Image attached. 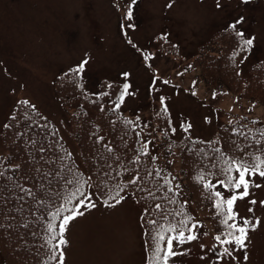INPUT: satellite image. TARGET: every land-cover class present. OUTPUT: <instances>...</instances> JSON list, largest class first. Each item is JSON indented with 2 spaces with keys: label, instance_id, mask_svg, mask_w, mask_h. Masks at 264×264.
<instances>
[{
  "label": "rangeland",
  "instance_id": "374dc122",
  "mask_svg": "<svg viewBox=\"0 0 264 264\" xmlns=\"http://www.w3.org/2000/svg\"><path fill=\"white\" fill-rule=\"evenodd\" d=\"M129 6L133 12L131 21L124 18ZM241 18L242 23L238 25L250 37H255L253 47L245 55L247 59L244 57L241 63V70L249 74L251 65L264 59V0L247 3L243 0H136L135 4L132 0H0V152L3 150L1 127L13 113L17 100L26 98L56 122L83 164L71 120V111L78 102L67 105L59 102L53 84L57 74L84 59L89 61L84 74L90 90H98L102 79L123 83L122 73L130 74V91L136 95L127 97L122 109L133 120L139 115V125L154 119L150 127H139L144 140H151L150 148L158 153L160 149L152 129L161 96L167 98L177 128L176 137L185 135L179 125L186 121L192 125L190 134L211 138L233 113L248 124L253 120L264 124L263 102H255L238 92L208 88L197 78L199 66L188 68L215 30ZM129 24L133 27H127ZM165 33L168 39L180 43L183 54L176 56L161 49L158 35ZM144 54L154 58L145 62ZM180 72L182 76L177 75ZM154 75L159 79L155 90L150 92ZM164 80L169 83L164 84ZM214 91L219 93L215 99ZM205 117L211 122L206 123ZM255 179L264 184L259 177ZM90 192L97 206L71 223L67 232L70 243L65 249L66 264L144 263L142 208L132 194L127 193L128 199L123 203L106 207L94 187ZM247 199H256L258 203L249 205ZM247 199L237 201L236 211L244 217H259L261 225L249 233L248 260L243 259V251H237L236 260L228 259L223 264H264V207L259 205L264 199V188L251 189ZM190 207L203 224L199 229L201 235L182 247L174 241V250H187V254L175 257L171 264H216L213 252L208 250L215 243L214 227L204 209L192 203ZM249 207L254 212L249 213ZM205 231L210 235L203 236ZM201 244L206 247L201 249ZM0 264H4L1 256Z\"/></svg>",
  "mask_w": 264,
  "mask_h": 264
},
{
  "label": "trees",
  "instance_id": "16d2710c",
  "mask_svg": "<svg viewBox=\"0 0 264 264\" xmlns=\"http://www.w3.org/2000/svg\"><path fill=\"white\" fill-rule=\"evenodd\" d=\"M227 27L214 32L207 41L206 47L195 56L194 63L200 65L201 78L210 87L239 92L250 100L264 103V60L254 63L250 74L246 75L242 72L240 61L249 51L241 52L236 57L235 63L230 61L229 57L238 45L234 39V32L226 31ZM237 30L242 31L238 25ZM245 38H249L246 33ZM162 48L169 52L179 51V47L171 41L164 42ZM75 67L77 66H72L69 69ZM69 69L56 77L54 92L58 100L65 105L75 101L79 102L71 113V119L74 124V136L79 144L87 170H83L76 161L56 123L29 100L19 99L14 112L8 116L1 129L4 150L0 153V171L5 173L4 177L0 178V256L3 263L42 264V261L48 257L47 247L42 246L46 235L44 227L48 213L54 211L55 207L62 202L58 193L65 191V179H72L73 174L80 179L91 176V184L102 199L105 198L107 192L105 185L111 188L117 183L123 184L131 180L128 178L129 176L139 174L143 179L135 186L129 184L127 192H136L134 197L143 207V212L145 208H149L151 210L149 215L160 219L159 214L154 210L155 203H161L168 213H173L180 210L182 202L187 201L183 205V211L194 216L189 203L206 210L207 217L218 233L220 229L216 219L213 218L211 205L203 199L202 187L193 180V176L198 170L202 168L207 170L206 166L209 161L202 155L197 156L194 151H187L188 148L193 147L204 148L211 155L208 146L206 144L193 145L185 139L186 134L181 138L173 137L170 130L169 138H165L163 132L168 129L167 119L156 117V126L161 129L158 144L162 158H158L155 163H152L149 157L141 156L139 164L133 163L134 157L138 155L134 150L138 146L136 134L131 131V126L125 128L119 121L113 126L112 121L116 120V116L107 110L111 107L108 102L119 91L118 86L121 82L103 79L100 81L99 90L93 92L87 88L86 78L82 73L84 93L94 94L105 90L111 93L94 104L92 100H95L96 97L83 94L76 87V78L68 74ZM237 72H240L241 75H236ZM108 83H113L114 88L107 89ZM25 100L30 102L29 106L19 103ZM100 104L105 105L104 112L99 110ZM31 105H34L35 108H32ZM120 111L122 118L131 119L122 109ZM231 120L237 127L240 125L252 128L264 127V124L252 125L242 122L239 117ZM228 122L221 124L215 135L209 139L191 134L190 136L201 141L214 140L219 136V143L214 144L215 147L222 148L230 155H239L235 144L245 146L248 141L243 136H233L231 131L233 125ZM49 130L55 131L56 135H51ZM136 131L140 132L139 128ZM241 131H247V128L241 129ZM93 132L96 133L95 136L90 135ZM97 136H103L104 141L97 144L95 142ZM141 139L144 140L142 134ZM169 139L172 142L174 154H169L166 151ZM33 140L37 143H31ZM105 143H109L113 148L112 153L105 149ZM41 146L45 149L43 153L39 151ZM61 148H63V152ZM64 152L71 153V155L65 156L62 160L60 157ZM150 153L157 156L151 150ZM169 159L172 160L171 164L167 163ZM174 160H179L177 166L174 164ZM16 165H19V169H15ZM156 168L167 169L177 177V181L174 183H180L182 186L180 195L175 197L178 201L177 204H169L164 200V190L159 188V185L162 184L161 178L147 175L149 170L154 171ZM8 177H12V179H8ZM21 188L30 189L31 194L22 191ZM137 189H144V191H137ZM148 190L155 193L154 198L147 197L145 199ZM172 218L171 215L168 216L169 220ZM144 238L146 239L145 236Z\"/></svg>",
  "mask_w": 264,
  "mask_h": 264
},
{
  "label": "snow or ice",
  "instance_id": "6c2138e0",
  "mask_svg": "<svg viewBox=\"0 0 264 264\" xmlns=\"http://www.w3.org/2000/svg\"><path fill=\"white\" fill-rule=\"evenodd\" d=\"M247 3L248 0H243ZM136 0H132V4H135ZM172 4L170 3L168 7L170 8ZM219 6V5H218ZM126 20L131 21L133 18L132 7L129 6L124 17ZM242 19L237 20L235 23L229 24L226 31L231 30L234 32V39L237 42V47L232 51L231 56L229 57L230 61L235 63L236 57L240 55L241 52H248L254 45L255 37L245 38V33L243 31L237 30V25L242 23ZM122 29L125 25H121ZM127 27H133L129 24ZM127 35V33H125ZM160 39L165 43H168V34H163ZM129 44H132V41H128ZM135 47V45H132ZM175 47V45H173ZM144 60L147 62L154 57L150 54H144ZM244 59H247L245 56ZM88 59H84L81 63L75 67L69 69V75L75 77V84L78 89L81 90L83 94L94 95L95 100H92V103L96 104L103 99V97L109 96L111 93L108 90L101 91L94 94L84 93V84L82 83V73L85 70V65L88 63ZM244 61L241 60L240 63ZM151 67V65H148ZM192 66L189 65L188 68ZM188 69H185L187 71ZM177 75H183L182 72L177 73ZM236 75H241L240 72H237ZM130 74L125 72L122 73L123 83H121L118 88L119 91L116 93L115 97L111 99L108 103L111 105L107 110L116 116V120L112 121L113 126L119 121L125 128L131 126V131L135 132L137 137V147L135 151L138 153L133 159V163L139 164L141 156L149 157L152 163H155L158 160V157L151 155L149 146L152 144L151 140H142L141 132L136 131L140 126V116L137 115L135 120L129 119L127 117L122 118L121 108L124 105L126 98L129 96H135L132 89V85L128 82ZM159 77H153L152 85H150L149 91L155 90V83ZM164 84H168L169 81L164 80ZM114 88L113 83L107 84V89L111 90ZM192 95H196L195 92ZM219 95L218 92H213V99ZM166 97L161 96L159 98L160 108L155 113V115L161 119H167L168 129L164 130L163 135L165 138H169V130L172 136H175L177 128L172 125V120L170 118V110L166 103ZM20 104L24 106H29V101H20ZM32 108H35L34 105H31ZM255 107V104H253ZM99 110L104 112L106 110L104 104H100ZM252 109H248L251 111ZM231 111V109H230ZM14 119V117H13ZM242 119V118H241ZM205 122L210 123L208 117H205ZM230 125H233L231 131L232 135L243 136L248 144L241 146L236 143V151L239 155H230L227 151L223 150L220 147H215L214 144L219 143V136L210 141H201L194 139L190 136V130L192 125L190 122H181L179 125L180 130L186 134L185 139L189 140L193 145L196 144H206L211 150V155L204 148H188L187 151L195 152L197 156H203L209 161V164L206 166V169H200L193 176V180L202 187L203 189V199L207 200L213 210V218L216 219L217 225L219 226V232L212 236L213 241L215 242L209 251H212L215 256L216 264H223L224 261L228 259L236 260L235 253L237 251H243V259L248 260L247 247L248 241L250 239L249 233L256 231L261 225V219L259 217H244L241 216L238 211H236L237 201H243L250 197L251 189H261L264 188V184L257 183L256 179L259 177L264 180V127H248L247 125H240L237 127L232 120L228 122ZM252 125H257L258 121H251ZM9 127V126H6ZM41 127H44L41 125ZM144 127H149L145 124ZM247 128V131H241V129ZM51 135H56L55 131L49 130ZM99 131V129H97ZM152 133L149 132V135ZM90 135L95 136L96 133L93 132ZM62 139V138H61ZM104 141L103 136H97L96 143L99 144ZM59 142V141H57ZM31 143H37L35 140ZM235 143V141H233ZM105 149L109 152H113V148L109 143L104 144ZM44 147L41 146L39 151L44 152ZM63 152V148H61ZM166 151L169 154H174L172 150V142L169 139V143L166 147ZM71 153L64 152L60 159H64L65 156H70ZM118 159V158H117ZM168 164L172 163V160L167 161ZM10 167H12L10 165ZM15 169H19V165L15 166ZM7 171V170H5ZM163 173V175H162ZM5 173L0 171V178L4 177ZM119 176L120 173L118 172ZM147 175L152 177H159L162 179V184L159 185V188L164 190V200L169 204H177L178 201L175 197L180 195L181 184L174 183L177 181V177L173 175L167 169L156 168L154 171L149 170ZM12 179V177H8ZM143 179L139 174L134 175L131 180L126 183L120 184L117 183L111 188L105 185L107 192L105 198L102 199V203L106 207H115L123 203L128 199L127 188L131 184L133 186L137 185ZM91 176L86 179H80L79 177L73 174L72 179H65V191L63 193H58L60 195L62 202L55 207L54 211L48 213L46 224L44 227V232L46 233L44 237L43 247L48 249V257L42 261V264H66V252L65 249L69 246V240L67 239V232L72 222L77 218L85 215L86 212L93 210L97 205L94 199V194L89 192L88 189L92 188ZM223 189L217 190V189ZM242 189V191H241ZM28 194H31L30 189H23ZM137 191H144V189H137ZM171 195H168V194ZM229 193V195H225ZM136 192H133L132 195H135ZM147 197H155V193L152 190L147 191ZM23 199V197H21ZM43 203V201H41ZM187 201H184L180 204V210H177L173 213H168L164 205L161 203L154 204V210L159 214L160 219L151 217L150 209L145 208L142 216L140 217L141 221L144 224L143 235L145 239V264H171V261L177 256H183L187 254V250L176 251L174 250V241L176 246L182 247L185 244H189L193 241H196L200 238L199 229L203 227L201 221L196 219L190 213H185L183 211V205ZM249 205H257L258 201L256 199H247ZM259 205L264 207V199L259 201ZM248 212H254L252 207L248 208ZM171 215L173 218L168 219V216ZM179 218V219H177ZM27 227V225H24ZM203 236H209L210 233L205 231L202 233ZM201 249H204L206 246L204 244L200 245ZM204 257H202L203 259Z\"/></svg>",
  "mask_w": 264,
  "mask_h": 264
}]
</instances>
